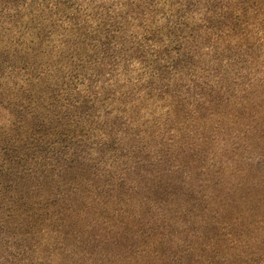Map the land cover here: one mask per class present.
Segmentation results:
<instances>
[{
    "label": "clouds",
    "instance_id": "9594fccd",
    "mask_svg": "<svg viewBox=\"0 0 264 264\" xmlns=\"http://www.w3.org/2000/svg\"><path fill=\"white\" fill-rule=\"evenodd\" d=\"M0 264H264V0H0Z\"/></svg>",
    "mask_w": 264,
    "mask_h": 264
},
{
    "label": "trees",
    "instance_id": "16d2710c",
    "mask_svg": "<svg viewBox=\"0 0 264 264\" xmlns=\"http://www.w3.org/2000/svg\"><path fill=\"white\" fill-rule=\"evenodd\" d=\"M11 2H15V0H11ZM103 44H104V47H105V51L107 50V47H108V45L110 44V40H105L104 42H103ZM100 71H103V68H101L100 69Z\"/></svg>",
    "mask_w": 264,
    "mask_h": 264
}]
</instances>
